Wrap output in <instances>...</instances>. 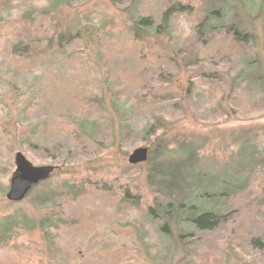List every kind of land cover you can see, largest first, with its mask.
<instances>
[{"label": "rangeland", "instance_id": "obj_1", "mask_svg": "<svg viewBox=\"0 0 264 264\" xmlns=\"http://www.w3.org/2000/svg\"><path fill=\"white\" fill-rule=\"evenodd\" d=\"M54 1L62 0H0V125L7 132L0 150V264H18L14 247L23 244L35 251L22 256L23 264H161L158 259H163L166 246L159 238L162 223L153 225L139 211L108 205V193L91 188V194L79 197L68 186L89 188L98 183L113 194L129 190L143 206L153 205L158 192L150 181L151 165L130 164L134 150L145 147L159 162L162 157L173 161L176 142L185 138L197 148L194 158L205 156L212 162L210 158H221L242 134L250 139L241 163L246 167L247 191L232 201V213L217 229L193 231L184 255L172 249L167 264H264V249L254 246L259 239L264 241V32L260 22L253 41L243 48H230L226 41L220 44V37L206 46L209 39L198 33L203 0H185L194 12L179 14L172 12L179 0H66L68 7L57 8ZM136 11L157 23H163V15L171 11L166 36H148L142 47L143 55L162 57L158 65L141 64L134 55L131 12ZM56 22L79 30V40L69 45L64 41L59 45L56 38L51 41ZM24 26L32 29L30 44L39 40L41 45L27 53L25 70L8 55L10 46L4 39L8 33L14 37L13 44H20L23 39L16 35ZM203 46L204 52H198ZM247 59L254 60V67L246 65L253 72L252 84L243 73ZM195 60L198 66L190 68ZM124 65L126 77L120 76ZM137 91L139 97L161 103L157 109L148 108L156 114L148 129L153 116L140 110L141 103L133 97ZM64 93H95L98 107L92 114L106 130L104 136L88 137L76 118L68 121L73 133L64 123L59 125L57 111L70 112L74 105ZM234 97L241 98L240 105L233 104ZM252 109L258 113L248 114ZM122 125L130 127L132 135L125 136ZM36 128L33 140L37 142L26 143ZM16 153L34 166H54L57 172L21 203L7 200ZM52 212L61 213L66 222L49 229L55 238L35 227ZM90 223L95 227L89 234L85 226Z\"/></svg>", "mask_w": 264, "mask_h": 264}, {"label": "trees", "instance_id": "obj_2", "mask_svg": "<svg viewBox=\"0 0 264 264\" xmlns=\"http://www.w3.org/2000/svg\"><path fill=\"white\" fill-rule=\"evenodd\" d=\"M167 1L172 3V0ZM190 1L194 2V0ZM203 1H205L203 2V6L205 5L206 8L202 5L200 6L199 11L203 13V20L198 27V33H200L199 35H203L202 37L209 39L208 41H205L206 46L212 44V41L215 40V38L220 37V44L226 41L230 43V48H234L235 45L243 48L246 45L251 44L253 41V34L257 30L259 22L261 29L264 32V0ZM55 2H57L55 8L59 5L68 7L66 0L54 1L53 5ZM184 2L187 1H177L172 12H177L178 14L193 13L192 5L188 2L187 5H184ZM197 2L199 3V1ZM170 13L171 11H168L163 15V23H157L153 18L145 17L146 15L141 14L139 11L131 12V15L133 16V26L131 27L132 37L130 41L136 48L134 55L139 59L141 64L148 62L153 65H158L160 60H162V57L160 58L158 55H143L142 47L148 36H166L167 33H165L164 30L170 24L169 22L172 16ZM31 22L35 21L32 20ZM54 24L55 33L50 37L51 41L56 38L59 45L62 44V41H64L66 45H69L79 40V30H74L69 25H65L62 28L59 22ZM24 27L25 28L22 29L23 31L20 32L19 35H16L18 36L17 38L23 39L18 45L13 44L14 37L8 33L4 34L5 42L10 46V50L7 51L8 55H10L13 62L19 65L23 70L27 68L25 60L28 59L27 53H29V51L32 52L31 48H41L39 40L34 42L33 45L30 44L29 40L31 39L30 35H32V29L30 26ZM246 29H249L251 32ZM46 37L48 38V35H44V38ZM24 41H26V47H22ZM222 48L223 47H220L219 51L223 50ZM198 52H204V46L200 47ZM201 57L202 54H199L198 59ZM244 64L245 69L243 73L248 75L246 80L252 84L254 81V78H252L253 72L246 69V65L254 67V60L247 59ZM121 65L122 64H120L119 67ZM197 66L198 60H195L189 67L195 69ZM122 68L123 71L122 69L120 70V72H122L120 73V76L123 74L126 77L128 75V68L126 65ZM74 74L75 72H69L70 77L74 76ZM115 76H117L116 73ZM138 77H140V75L135 76L136 79ZM135 90H138V88ZM213 93H216V90ZM64 94L68 98V101L72 100L71 102L74 103V107L71 106L72 109L70 112L57 111L60 115L59 125L61 126L64 123L67 131L73 133L72 130L68 129L71 125L68 121L76 118L75 120L77 121L75 122L86 132L88 137L92 138L98 135L104 136L106 130H104L97 122V118L95 119L96 115L93 117L92 114L98 107V100L97 98L95 99V93H76L73 96L69 95V93ZM133 97L137 102L141 103L139 107L140 110H144L147 115L149 114L153 116V118L150 117L146 125V129H148L151 125L150 121L156 117V114L152 113L153 111H149L148 108L157 109L161 106V103L152 99L149 100L147 98L139 97L138 91L137 93H134ZM119 98L120 97L117 96L115 101L119 100ZM232 102L233 104L236 103L240 105L241 98L234 97ZM255 113H258L257 110L252 109L248 114L252 115ZM122 127L124 126L122 125ZM126 127L128 126L124 127L126 129L125 136L132 135V129ZM37 132L38 129L36 128L33 134L26 139V143L34 144L37 142L33 140L37 136ZM167 135L168 134L165 133L164 137ZM6 136L7 132L5 126L0 125V150L6 143ZM248 137L249 136L244 134H242L241 137L238 136V140L230 146L231 149H229L228 152H224L221 158H219V156H213L210 158V161L212 162H208L207 157L205 156L199 155L194 158L193 156L195 155L193 149L197 148L192 146V143H187L185 138L178 140L176 142L177 149L172 150L176 155V159H173L175 162L164 157H162L161 162H159V157L153 154L151 155L150 153L146 164L148 163L151 165L149 174L150 181L153 184V187L157 190V195L159 196L154 199L153 205L143 206L140 198H133L129 190L123 191L121 194H113L105 185L101 186L98 183H91L89 188H86L84 184H80L78 187L69 185L68 189L72 194L79 197L91 194V188L95 191H100L101 193H108L111 202L108 203V205L114 207L115 204H120L119 208L122 207L124 210L134 209L135 211H139L143 218L153 225L158 222L162 223L158 230L160 234L159 238L163 243H166V246L161 255L163 256V259L160 257V260L158 259V261L161 262L163 260L161 264H167L171 261L169 254L172 252V249L179 252L180 256L184 255L182 254L184 253L183 247L186 246L185 244H187L188 237L192 236L193 231L200 230L210 232L217 229L221 222L226 220L227 216L232 213V201L247 191V185L246 182H244L246 171L244 168L246 167H243L241 163L242 160H245V154L248 151L247 144L250 140L246 139ZM38 141H40V139ZM164 145L168 148L167 144ZM164 150L167 149L164 147ZM190 163H193L194 166ZM56 175L57 172L55 171L47 181L41 182L37 185L31 191V194L33 191L42 188ZM43 203L45 202L43 201ZM117 212V214L120 213L119 211ZM113 216L115 215H112V217ZM89 218L92 219L91 216H89ZM6 220H8V218ZM65 223L66 222L62 219L61 213L56 214L55 212H52L49 216L46 215L42 217V219L35 224V227L41 232L46 231V235L48 234L49 238H55L57 236H55V234H50L49 229L60 228ZM92 223L86 224L85 226V231L89 234L95 227ZM254 246H262L264 249V241L259 239L255 242ZM14 249L17 254L16 256L19 258L18 264H23L22 256L26 255L27 251H34L33 249H29L26 244L16 246ZM122 249L118 252V259L122 257L119 255ZM37 264H44V262L40 261Z\"/></svg>", "mask_w": 264, "mask_h": 264}, {"label": "water", "instance_id": "obj_3", "mask_svg": "<svg viewBox=\"0 0 264 264\" xmlns=\"http://www.w3.org/2000/svg\"><path fill=\"white\" fill-rule=\"evenodd\" d=\"M148 158L149 149L142 147L134 150L128 161L132 165H138L147 162ZM14 162L16 169L7 193V200L12 203L23 202L37 185L47 181L56 170L54 166H34L22 153H16Z\"/></svg>", "mask_w": 264, "mask_h": 264}]
</instances>
